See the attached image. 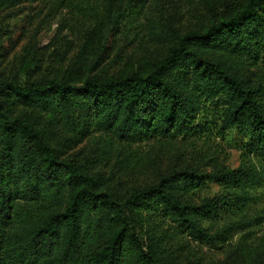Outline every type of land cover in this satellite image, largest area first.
Masks as SVG:
<instances>
[{
	"label": "trees",
	"instance_id": "trees-1",
	"mask_svg": "<svg viewBox=\"0 0 264 264\" xmlns=\"http://www.w3.org/2000/svg\"><path fill=\"white\" fill-rule=\"evenodd\" d=\"M31 1L0 0V264H179L191 240L222 247L239 231L231 264H264V239L243 232L264 210L247 214L257 180L241 165L123 180L142 163L131 144L212 129L264 167V0H197L187 23L178 0L143 16L141 1L129 53L131 2L104 0L76 40H29L6 73L10 19ZM210 183L223 189L199 198Z\"/></svg>",
	"mask_w": 264,
	"mask_h": 264
},
{
	"label": "rangeland",
	"instance_id": "rangeland-1",
	"mask_svg": "<svg viewBox=\"0 0 264 264\" xmlns=\"http://www.w3.org/2000/svg\"><path fill=\"white\" fill-rule=\"evenodd\" d=\"M103 1L41 0L23 3L21 14H25L24 21L21 19L20 10L17 11L18 15L16 17L10 19V22H13L16 27H14L11 37L5 40V45L9 50L13 51L12 53L17 52L15 59H12L10 54L6 73L14 74L16 72L17 69L15 67H19L22 62L20 58L22 46L29 40L33 46L37 45L39 47L55 39V34L61 30L62 33L67 34L68 38L73 39V41L76 40L83 28L89 25L90 18L97 14H102ZM129 1L131 3L129 7H126L125 14L134 18L136 27L130 31H125V39L120 37L118 48L123 53H129L137 49V40L143 35L141 29L143 26L139 22L141 14L143 16L149 10V2L153 0H123L122 6L126 5ZM141 1L146 2L141 7V14L134 13L133 9L137 5H141ZM156 1L162 4L170 0ZM190 1H193V3L189 4ZM195 1L197 0H178V3L184 5L183 16H185L184 22L186 23L189 22L187 20L188 14L186 13V8H189L190 11H198ZM135 32L137 35L131 36ZM261 73H264V66L257 69V75ZM236 138L237 136L234 132L220 134L212 129L196 136L181 135L176 138L151 139L141 143H133L130 145L131 152L135 150L133 156L139 157L142 163L132 168L133 170L128 169L123 173L124 183L125 185L148 183L155 179L157 170H168L172 167H181L186 164L205 170L221 167L235 168L241 165L250 171L254 175V179L257 180L252 192L255 200L246 209L247 214H251L259 209L263 211V163L257 156L245 153L239 147ZM123 151L127 150L123 149ZM220 189H223V187L210 183L208 186L200 189L197 195L200 198L204 195L218 192ZM247 230L244 229L243 231L248 232L247 241L259 244L264 239V222L252 226L249 231ZM240 233L241 231L235 233L233 238L228 241L229 243L222 247L210 246L191 240L192 244L183 253V256L188 260L186 264H231V250ZM185 258H179L177 263L183 264V261L186 262Z\"/></svg>",
	"mask_w": 264,
	"mask_h": 264
}]
</instances>
